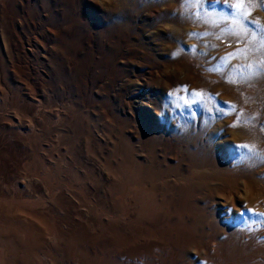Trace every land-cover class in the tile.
Here are the masks:
<instances>
[{
    "label": "rangeland",
    "instance_id": "374dc122",
    "mask_svg": "<svg viewBox=\"0 0 264 264\" xmlns=\"http://www.w3.org/2000/svg\"><path fill=\"white\" fill-rule=\"evenodd\" d=\"M260 28L257 0H0V264H264Z\"/></svg>",
    "mask_w": 264,
    "mask_h": 264
},
{
    "label": "snow or ice",
    "instance_id": "6c2138e0",
    "mask_svg": "<svg viewBox=\"0 0 264 264\" xmlns=\"http://www.w3.org/2000/svg\"><path fill=\"white\" fill-rule=\"evenodd\" d=\"M215 2L216 3L223 2L228 7H234L235 9H242L246 0H235L234 5L229 4L228 0H215ZM257 2L259 4L261 10H264V0H257ZM244 15H245V12L238 11V12H235V14L231 17L232 21L240 26L242 32L246 31L245 24L242 23V18L244 17ZM226 19H228V18L226 17ZM260 33H261V36H260L261 46L264 47V28H260ZM250 34L253 36V39H255V34L254 33H250ZM261 75H264V70L261 71ZM194 95L198 96V95H200V93H195ZM233 126H235V125H233ZM237 147L240 149L249 148L248 145H238ZM259 215H261V217L264 218V214H259Z\"/></svg>",
    "mask_w": 264,
    "mask_h": 264
},
{
    "label": "bare ground",
    "instance_id": "6f19581e",
    "mask_svg": "<svg viewBox=\"0 0 264 264\" xmlns=\"http://www.w3.org/2000/svg\"><path fill=\"white\" fill-rule=\"evenodd\" d=\"M11 107V106H10ZM38 110V109H37ZM3 127V126H2ZM21 197V196H20ZM2 201V200H1ZM8 216V215H7Z\"/></svg>",
    "mask_w": 264,
    "mask_h": 264
}]
</instances>
